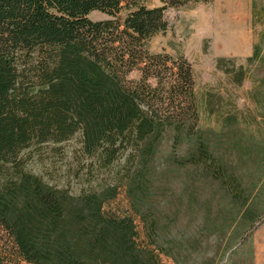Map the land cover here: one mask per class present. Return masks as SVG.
<instances>
[{
  "label": "trees",
  "instance_id": "trees-1",
  "mask_svg": "<svg viewBox=\"0 0 264 264\" xmlns=\"http://www.w3.org/2000/svg\"><path fill=\"white\" fill-rule=\"evenodd\" d=\"M149 1L0 0V264H221L223 243L264 221V145L241 139L228 159L201 125L191 63L147 46L168 10L201 0ZM158 180L192 213L207 186L198 230L160 217Z\"/></svg>",
  "mask_w": 264,
  "mask_h": 264
},
{
  "label": "rangeland",
  "instance_id": "rangeland-1",
  "mask_svg": "<svg viewBox=\"0 0 264 264\" xmlns=\"http://www.w3.org/2000/svg\"><path fill=\"white\" fill-rule=\"evenodd\" d=\"M147 3L160 4L158 0ZM89 17L109 18L98 11ZM167 18L169 29L148 41L149 50L188 59L194 74L201 125L207 133H213V141L220 144L228 159L240 163L237 141L247 139L264 145V0H201L168 10ZM222 59L225 62L220 64ZM131 77L138 78L139 73L133 72ZM76 146L77 140L66 145L70 151ZM31 167L43 172L54 184L66 185V181L73 180L68 173L63 174V168H55L49 161L38 160ZM240 167L248 175L254 172L256 164ZM167 185L158 180L153 188L160 217L175 229L188 226L198 230L207 221L204 219L208 212L203 209L211 194L207 186L201 187L198 211L192 213L190 202L178 198L177 187L164 195ZM220 209L214 202L208 215L217 220ZM230 234L229 230L225 238L229 239ZM248 236L249 239L238 244L228 245L226 240L219 250L218 261L264 264V221ZM210 243L209 255L214 252V239ZM83 259L94 264L86 256Z\"/></svg>",
  "mask_w": 264,
  "mask_h": 264
}]
</instances>
